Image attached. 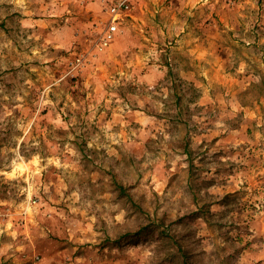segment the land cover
Listing matches in <instances>:
<instances>
[{
  "label": "clouds",
  "instance_id": "clouds-1",
  "mask_svg": "<svg viewBox=\"0 0 264 264\" xmlns=\"http://www.w3.org/2000/svg\"><path fill=\"white\" fill-rule=\"evenodd\" d=\"M0 264H264V0H0Z\"/></svg>",
  "mask_w": 264,
  "mask_h": 264
}]
</instances>
